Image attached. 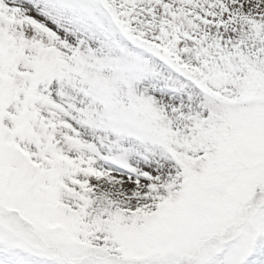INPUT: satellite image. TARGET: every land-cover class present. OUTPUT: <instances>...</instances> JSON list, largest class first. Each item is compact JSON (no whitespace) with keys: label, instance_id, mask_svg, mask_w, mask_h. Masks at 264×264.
Here are the masks:
<instances>
[{"label":"snow or ice","instance_id":"obj_1","mask_svg":"<svg viewBox=\"0 0 264 264\" xmlns=\"http://www.w3.org/2000/svg\"><path fill=\"white\" fill-rule=\"evenodd\" d=\"M0 264H264V0H0Z\"/></svg>","mask_w":264,"mask_h":264}]
</instances>
